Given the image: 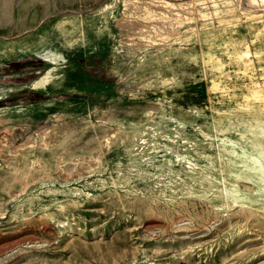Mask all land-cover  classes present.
I'll return each mask as SVG.
<instances>
[{
	"label": "rangeland",
	"instance_id": "rangeland-1",
	"mask_svg": "<svg viewBox=\"0 0 264 264\" xmlns=\"http://www.w3.org/2000/svg\"><path fill=\"white\" fill-rule=\"evenodd\" d=\"M259 152L264 0H0V264H264Z\"/></svg>",
	"mask_w": 264,
	"mask_h": 264
},
{
	"label": "bare ground",
	"instance_id": "bare-ground-1",
	"mask_svg": "<svg viewBox=\"0 0 264 264\" xmlns=\"http://www.w3.org/2000/svg\"><path fill=\"white\" fill-rule=\"evenodd\" d=\"M48 77L49 72L43 79H41V82L46 81ZM242 172L243 174L240 175L239 178H242L241 180L244 182H247L249 180L250 182H252V184H255V186H257L258 190L264 196V153L259 152L251 155L248 160L244 163V168L242 169Z\"/></svg>",
	"mask_w": 264,
	"mask_h": 264
},
{
	"label": "crops",
	"instance_id": "crops-1",
	"mask_svg": "<svg viewBox=\"0 0 264 264\" xmlns=\"http://www.w3.org/2000/svg\"><path fill=\"white\" fill-rule=\"evenodd\" d=\"M47 73H48V72H47ZM45 76H46V75H44L43 78H44ZM47 80H48V79H47ZM47 80H46V81H47ZM46 81H44V82H46Z\"/></svg>",
	"mask_w": 264,
	"mask_h": 264
}]
</instances>
